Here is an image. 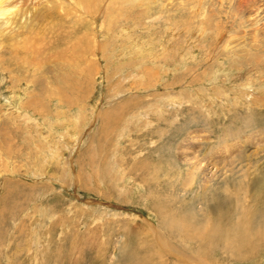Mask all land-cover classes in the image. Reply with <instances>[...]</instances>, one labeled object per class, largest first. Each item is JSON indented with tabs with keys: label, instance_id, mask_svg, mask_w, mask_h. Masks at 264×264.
I'll return each instance as SVG.
<instances>
[{
	"label": "rangeland",
	"instance_id": "obj_1",
	"mask_svg": "<svg viewBox=\"0 0 264 264\" xmlns=\"http://www.w3.org/2000/svg\"><path fill=\"white\" fill-rule=\"evenodd\" d=\"M0 10V264H264L263 223L239 256L222 240H186L159 214L186 211L198 232L231 236L239 213L264 207V38L247 23L264 0H0ZM257 130L212 160L216 191L179 190L184 136L198 134L208 159ZM230 170L243 185L217 188ZM224 192L239 199L231 222L216 220Z\"/></svg>",
	"mask_w": 264,
	"mask_h": 264
},
{
	"label": "bare ground",
	"instance_id": "obj_2",
	"mask_svg": "<svg viewBox=\"0 0 264 264\" xmlns=\"http://www.w3.org/2000/svg\"><path fill=\"white\" fill-rule=\"evenodd\" d=\"M253 1L254 0H243V3L250 4V6L252 8L253 7ZM8 11L9 10L7 9L6 12H8ZM255 12H257V11H255ZM261 14H263V13L262 12L254 13L253 12V15L248 18L247 23H248V28H250V30L253 31L252 33L261 32L262 33L261 35L264 38V15H261ZM6 15H7V13H6ZM244 38H247V36ZM236 45H238V44H236ZM259 130H261V129H259ZM259 130H257V132H255V133L253 132V133H250L248 135L241 136V137H234L231 139L226 138L224 140L225 142L220 141L219 145L217 146V150L213 151L211 154V157H209L208 159H204V158L202 159L201 157H199V155H197V151L195 150L194 144L197 143L195 137L199 136L198 134L194 135V133H191V134H187V136H184L180 142V144H181L183 141H185L183 143L182 148L176 149L178 151L177 155L180 156V159L182 162L181 165H183L186 168V171H185L186 176L184 174L185 178L183 177L184 179L182 181H180L179 185L177 184V187L179 188V190H181L185 194H187L188 191L191 189L192 190L194 189L193 193H195V191L198 193L199 190H201V191L203 190L206 193V192H209L210 189H212V188H213V191L214 190L216 191L215 187H213V184H215L214 182L217 181L215 179L218 176H217V170L215 168L216 164L214 165V163H213L214 161L212 162V160L213 159L215 160V158H216L217 160L221 161L222 163H225V161L227 160V157L230 156L231 153H233L234 151H241L243 148H245L246 144L251 145L252 140L256 139L260 135ZM212 157H214V158H212ZM217 163H219V162H217ZM226 165L227 164H224V166H226ZM227 166L229 167L230 164H228ZM225 168L226 167H224V169ZM228 173L230 174V176H228V177L223 176L222 179H219L220 182L217 183V185H216L217 188L218 187L220 188V186H225V188H227V190H228V186H230V185L232 187H235V188L237 187L238 184L243 185L242 180H240L239 178H237L238 181H236V183H235L236 185H233L232 182L236 180L235 179L236 176H234L235 174H234L233 170H230ZM223 174H225V173H223ZM238 187H239V185H238ZM190 192H192V191H190ZM196 195L197 194H194L193 198H191V200L193 199L194 202H195ZM223 195L221 196V193H217V195H216L217 199L216 200H215V198L213 199V200H215L214 205H218L219 203L223 204V209H221L220 213L217 214L218 219H216V220L223 222L226 219L229 222H231V218L233 215H232L229 207H231V209L233 208L234 212H237L238 211V209H237L238 204L236 202L239 199L236 197L235 194L232 195L231 200H230V198H228V196L225 195V192L223 193ZM227 195H229V194H227ZM220 197H223L224 199H221ZM174 198H176V197H174ZM177 200H179V199H177ZM222 200H224V202ZM208 201H211V200L209 199ZM234 201H236V202H234ZM178 203H179V201H178ZM232 203L233 204L236 203V204L232 207V205H233ZM164 205H166V204H164ZM239 205H241V204L239 203ZM192 207L194 209L193 205H192ZM210 207L211 206L209 205L208 209ZM160 208H161L159 211V214L161 215L160 220H162L163 227H166L167 230H169V231L175 230V232L177 234L182 235L186 240L193 241V242L196 241L197 244L199 243L200 245H203V246H209V247L215 246L214 243H216L219 240H222V241H224V243L228 247V249H230V251H231L230 253H232L233 255H236V254L239 255V249L244 247V246H248L247 251H250V252L253 251L254 248H256V247L255 246L253 247L252 244L249 245L250 244L249 238H250V236H252V234H254L253 223L258 222L259 225H260V223L264 224V207L258 208L257 210H255V208L254 209L250 208V211L252 213L255 211L254 212L255 214L252 215L251 217H248L247 220H249V221L247 223V220H244L247 215L239 213L241 215H239L237 222H235L233 224L232 229L234 232L231 236L230 235L228 236L226 234V232H230V231H229V229L225 230L224 227H221L219 229V232H215V231L211 230L210 228L209 229L206 228L207 231L201 230V232H198L196 229H193V226H191V225L196 224V222L193 221V218H190L185 214L186 211L183 212L181 210V212L176 213V212L171 211L170 209L165 210L166 207L163 208V206H161ZM252 213L249 212L248 215L250 216V214H252ZM208 220L212 221V219H210V218H208L207 221ZM246 224L248 225V227H245ZM262 227H264V226H262ZM225 228H227V227H225ZM261 230H262V228L260 229V231ZM202 231H204V232H202ZM154 233L157 235L156 236L157 240H159L161 238V236H159V234H157V232L155 230H154ZM260 236H262V241H263L264 240V233H260ZM203 250H205V249H203ZM242 254L243 253H241V255Z\"/></svg>",
	"mask_w": 264,
	"mask_h": 264
}]
</instances>
